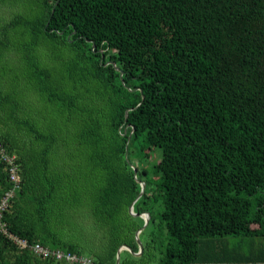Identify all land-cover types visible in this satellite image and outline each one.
I'll use <instances>...</instances> for the list:
<instances>
[{
    "label": "trees",
    "instance_id": "trees-1",
    "mask_svg": "<svg viewBox=\"0 0 264 264\" xmlns=\"http://www.w3.org/2000/svg\"><path fill=\"white\" fill-rule=\"evenodd\" d=\"M9 5L0 139L21 185L2 221L28 246L0 228V264H78L36 243L94 264L124 245L119 264H264V0ZM11 185L0 160V200Z\"/></svg>",
    "mask_w": 264,
    "mask_h": 264
},
{
    "label": "built area",
    "instance_id": "built-area-1",
    "mask_svg": "<svg viewBox=\"0 0 264 264\" xmlns=\"http://www.w3.org/2000/svg\"><path fill=\"white\" fill-rule=\"evenodd\" d=\"M0 160L6 165L9 178L12 183L11 187L6 191L0 200V228L11 239H13L20 247L25 248L28 246V242L24 239H20L14 234L8 232L6 224L2 221L4 211L8 209L11 200L14 198L16 191L20 188V165L16 154L8 151L3 141L0 139ZM33 250L39 256L44 258H54L56 260H66L72 263L78 264H94L92 258L84 255H78L69 251H63L61 249H49L46 246L36 243L33 245Z\"/></svg>",
    "mask_w": 264,
    "mask_h": 264
},
{
    "label": "water",
    "instance_id": "water-1",
    "mask_svg": "<svg viewBox=\"0 0 264 264\" xmlns=\"http://www.w3.org/2000/svg\"><path fill=\"white\" fill-rule=\"evenodd\" d=\"M135 172H137V169H135ZM145 182H143V184H142V191H141V193H140V195H139V197L142 195V193L144 192V190H145ZM138 197V198H139ZM137 198V199H138ZM136 199V200H137ZM130 211H131V213L133 214V215H138L136 212H134V204H132L131 205V207H130ZM144 219H145V224H144V226L137 232V235H136V237H137V240H138V243H139V246H140V251L137 253V254H140V253H142V251H143V244H142V242H141V240L139 239V234L142 232V230L148 225V223H149V220H150V214L147 212V213H145V214H142L141 215ZM123 249H128V250H130V248L128 247V246H126V245H124V246H122L119 250H118V254H117V262H116V264H119V262H120V252L123 250Z\"/></svg>",
    "mask_w": 264,
    "mask_h": 264
},
{
    "label": "rangeland",
    "instance_id": "rangeland-1",
    "mask_svg": "<svg viewBox=\"0 0 264 264\" xmlns=\"http://www.w3.org/2000/svg\"><path fill=\"white\" fill-rule=\"evenodd\" d=\"M11 5L9 6H4V7H1L0 8V18L1 17H9L10 14H11V10L14 11L16 9V6L14 7H10ZM155 157H159L158 155H155ZM263 193H264V189H263ZM233 239V238H231Z\"/></svg>",
    "mask_w": 264,
    "mask_h": 264
},
{
    "label": "bare ground",
    "instance_id": "bare-ground-1",
    "mask_svg": "<svg viewBox=\"0 0 264 264\" xmlns=\"http://www.w3.org/2000/svg\"><path fill=\"white\" fill-rule=\"evenodd\" d=\"M149 1V0H148ZM171 1V0H170ZM184 1V0H183ZM186 1V0H185ZM224 1V0H223ZM144 4V3H143ZM149 4H150V2H149ZM222 4V3H221ZM220 4V5H221ZM136 5H137V3H136ZM145 5H147V4H145ZM224 5V4H223ZM144 6V5H143ZM134 7V6H133ZM139 7H142V5L141 6H139ZM222 7V6H221ZM224 7V6H223ZM228 7V6H227ZM55 8V7H54ZM137 8V7H136ZM142 9V8H141ZM220 9V8H219ZM63 10V9H62ZM146 10V9H145ZM153 12V11H152ZM152 12H150V13H152ZM222 12H223V10H222ZM232 12V11H231ZM233 13V12H232ZM63 14V13H62ZM221 14V13H220ZM236 14V13H235ZM238 16V15H237ZM244 16V15H243ZM234 18V17H233ZM247 19V18H246ZM251 19V18H250ZM255 20V19H254ZM256 20H257V18H256ZM237 21V20H236ZM240 21V20H239ZM245 21V20H244ZM72 22V21H71ZM137 22V21H136ZM238 22V21H237ZM241 23L243 22V21H240ZM248 22V21H247ZM254 22V21H253ZM252 23V22H251ZM257 23V22H256ZM74 24V23H73ZM79 24V23H78ZM142 24V23H141ZM235 24V23H234ZM237 24V23H236ZM247 24V23H246ZM75 26V25H74ZM131 25H129V27H130ZM141 26V25H140ZM242 26V25H241ZM47 28V27H46ZM233 29V28H232ZM241 29V28H240ZM76 30V29H75ZM250 30V29H249ZM72 31V30H71ZM244 31V30H243ZM245 33V32H244ZM207 37V36H206ZM245 37V36H244ZM93 40V39H92ZM94 41V40H93ZM65 43V42H64ZM128 49V48H127ZM98 53V52H97ZM117 54V53H116ZM117 56V55H116ZM108 57V56H107ZM118 60V59H117ZM120 62V61H119ZM207 83V82H206ZM73 84V83H72ZM219 99H221V98H219ZM223 100V99H222ZM135 116H137V115H135ZM142 116V115H141ZM128 119V118H127ZM133 119V118H132ZM136 120V119H135ZM132 124V123H131ZM148 252V251H147ZM142 254V253H141ZM153 255V254H152ZM121 257V256H120ZM155 257V256H154ZM158 259V258H157ZM158 262V261H157Z\"/></svg>",
    "mask_w": 264,
    "mask_h": 264
}]
</instances>
